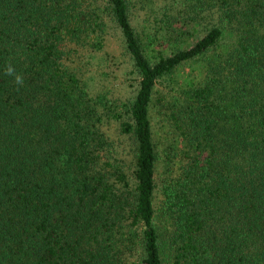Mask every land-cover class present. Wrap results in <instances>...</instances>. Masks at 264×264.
Returning a JSON list of instances; mask_svg holds the SVG:
<instances>
[{
  "label": "trees",
  "instance_id": "trees-1",
  "mask_svg": "<svg viewBox=\"0 0 264 264\" xmlns=\"http://www.w3.org/2000/svg\"><path fill=\"white\" fill-rule=\"evenodd\" d=\"M107 23L137 77L115 115L133 141V187L101 154L103 97L69 62L101 49ZM196 59L163 107L160 156L155 86ZM160 158L178 175L158 204ZM137 243L142 264H264V0H0V264H109Z\"/></svg>",
  "mask_w": 264,
  "mask_h": 264
},
{
  "label": "rangeland",
  "instance_id": "rangeland-1",
  "mask_svg": "<svg viewBox=\"0 0 264 264\" xmlns=\"http://www.w3.org/2000/svg\"><path fill=\"white\" fill-rule=\"evenodd\" d=\"M138 12V11H137ZM143 16V11L138 12ZM138 13H133L134 23L140 20ZM136 16V17H135ZM201 28V26L199 27ZM198 28V29H199ZM201 34L198 30L195 35L185 44L189 45L197 36ZM104 41L99 50L91 49L88 45L83 50L76 53L73 57L74 61H69L70 65L76 67L78 76L85 83L89 95L93 98L103 97L102 105L99 106L101 119L98 124L99 130L103 135L108 147L103 148L101 154L104 156L109 155L111 163L118 165L126 173L131 187L134 181L132 178V171L134 168V145L132 138L120 132L119 120L115 115H122L125 119V111L128 102L133 98L137 87V77L133 72L131 62L129 61L126 53L124 52L121 36L119 31L111 23H107L104 28ZM170 45L164 49L163 53L166 54L171 50L173 42H168ZM148 58L152 61L156 56V51L151 46L147 48ZM202 64L200 59L189 61L179 65L166 80L159 81L155 88L157 93L153 95L152 105L150 108L151 129L154 140L157 141L158 152L165 147L166 136L164 126L163 107L169 108L168 102L172 101L175 96L177 85L186 83L198 70ZM163 97L164 101L159 102V98ZM178 147L182 148V142L178 143ZM160 150V151H159ZM103 152V153H102ZM163 156V155H162ZM163 158L159 159V164L156 165L155 182L156 191L154 202L160 203L162 199L161 188L164 183L175 180L178 175V164L174 163L171 168H166L162 163ZM165 172L170 174H165ZM122 232V231H120ZM118 238L119 241L124 240L123 233L116 234L114 239ZM118 245L115 249L121 261L110 262L109 264H142L141 246L137 243L135 245ZM129 243H126V245ZM120 262V263H119Z\"/></svg>",
  "mask_w": 264,
  "mask_h": 264
},
{
  "label": "clouds",
  "instance_id": "clouds-1",
  "mask_svg": "<svg viewBox=\"0 0 264 264\" xmlns=\"http://www.w3.org/2000/svg\"><path fill=\"white\" fill-rule=\"evenodd\" d=\"M5 75L12 77L13 82L15 83V85H17V87H22L24 84V78L21 74H18L14 68L13 65H11L10 63L7 64L5 66Z\"/></svg>",
  "mask_w": 264,
  "mask_h": 264
}]
</instances>
